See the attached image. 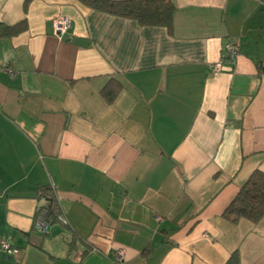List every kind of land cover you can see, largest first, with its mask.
I'll return each instance as SVG.
<instances>
[{"label":"crops","instance_id":"obj_1","mask_svg":"<svg viewBox=\"0 0 264 264\" xmlns=\"http://www.w3.org/2000/svg\"><path fill=\"white\" fill-rule=\"evenodd\" d=\"M169 1L0 0V264H264V216H222L264 171V0Z\"/></svg>","mask_w":264,"mask_h":264},{"label":"trees","instance_id":"obj_2","mask_svg":"<svg viewBox=\"0 0 264 264\" xmlns=\"http://www.w3.org/2000/svg\"><path fill=\"white\" fill-rule=\"evenodd\" d=\"M94 8L138 19L142 23L169 24L173 4L169 0H80ZM9 27L0 34L9 33ZM47 216L52 219L57 208L53 201L47 206ZM222 216L232 222L246 218L257 222L264 216V171L255 169L238 189L235 197L222 212ZM233 258H236L234 256Z\"/></svg>","mask_w":264,"mask_h":264},{"label":"built area","instance_id":"obj_3","mask_svg":"<svg viewBox=\"0 0 264 264\" xmlns=\"http://www.w3.org/2000/svg\"><path fill=\"white\" fill-rule=\"evenodd\" d=\"M70 27V21L67 17L64 16H56L54 18V28L56 34H60L65 32ZM240 53V48L237 44L234 43H226L224 46V52L217 61L212 64L213 71H219L222 68V64L224 61H232L234 62ZM261 70H264V60L260 63ZM60 220L64 223H67L65 218L60 217ZM50 223V218L47 216V209L45 207L39 208L36 219L34 221V227L41 231L42 233H46L48 229V225ZM0 249L9 255H15L19 252V248L13 246L7 239L0 240ZM125 260V248L123 246H116L113 248L112 253V264H123Z\"/></svg>","mask_w":264,"mask_h":264}]
</instances>
